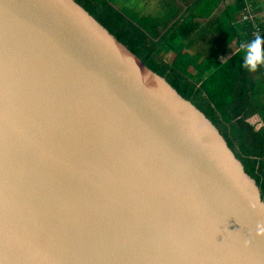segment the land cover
Instances as JSON below:
<instances>
[{
    "label": "water",
    "instance_id": "obj_1",
    "mask_svg": "<svg viewBox=\"0 0 264 264\" xmlns=\"http://www.w3.org/2000/svg\"><path fill=\"white\" fill-rule=\"evenodd\" d=\"M260 222L217 128L80 4L0 0V264H264Z\"/></svg>",
    "mask_w": 264,
    "mask_h": 264
},
{
    "label": "trees",
    "instance_id": "obj_2",
    "mask_svg": "<svg viewBox=\"0 0 264 264\" xmlns=\"http://www.w3.org/2000/svg\"><path fill=\"white\" fill-rule=\"evenodd\" d=\"M74 1L210 120L264 202V66L242 67L247 44L264 39V21L254 15L264 0H233L219 10L224 0H179L184 7L163 0L159 16L138 15L115 0ZM242 13L250 18L242 20ZM232 42L236 51L219 61ZM254 116L258 129L249 122Z\"/></svg>",
    "mask_w": 264,
    "mask_h": 264
},
{
    "label": "crops",
    "instance_id": "obj_3",
    "mask_svg": "<svg viewBox=\"0 0 264 264\" xmlns=\"http://www.w3.org/2000/svg\"><path fill=\"white\" fill-rule=\"evenodd\" d=\"M142 2H143V9L145 11H149L150 14H153L155 16H159L160 14H162L164 12V10L162 8L163 0H142ZM232 2H233V0H224L223 2H221L219 4L218 10L223 9L226 5H230ZM177 3L179 4V0H177ZM179 5L184 7L183 3L179 4ZM248 6H250L249 3H248ZM254 10L255 9L253 8V11ZM254 13H255L254 15L258 18L259 21H264V5L259 10H255ZM236 49H237L236 42H232L230 45H228L227 51L225 52V54L219 56V61L226 60L228 57H230L236 51ZM249 122L252 125H254L256 127V129H258L262 126L261 120L258 116H254V117L250 118Z\"/></svg>",
    "mask_w": 264,
    "mask_h": 264
},
{
    "label": "clouds",
    "instance_id": "obj_4",
    "mask_svg": "<svg viewBox=\"0 0 264 264\" xmlns=\"http://www.w3.org/2000/svg\"><path fill=\"white\" fill-rule=\"evenodd\" d=\"M262 45H264V39L258 35L245 48L242 67L246 68L249 72H255L258 67L264 66V50H262ZM256 235L264 236V222L257 223Z\"/></svg>",
    "mask_w": 264,
    "mask_h": 264
},
{
    "label": "rangeland",
    "instance_id": "obj_5",
    "mask_svg": "<svg viewBox=\"0 0 264 264\" xmlns=\"http://www.w3.org/2000/svg\"><path fill=\"white\" fill-rule=\"evenodd\" d=\"M115 2H116L115 4L126 5L128 8H130L133 12L137 13L138 15L155 16L153 14H150L149 11H145L143 9L142 0H115Z\"/></svg>",
    "mask_w": 264,
    "mask_h": 264
},
{
    "label": "built area",
    "instance_id": "obj_6",
    "mask_svg": "<svg viewBox=\"0 0 264 264\" xmlns=\"http://www.w3.org/2000/svg\"><path fill=\"white\" fill-rule=\"evenodd\" d=\"M249 15H247V14H243L242 13V20H248V18H250V17H248ZM258 29L259 28H256V30H255V32H254V36H256V34H257V32H258Z\"/></svg>",
    "mask_w": 264,
    "mask_h": 264
}]
</instances>
